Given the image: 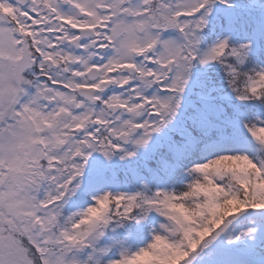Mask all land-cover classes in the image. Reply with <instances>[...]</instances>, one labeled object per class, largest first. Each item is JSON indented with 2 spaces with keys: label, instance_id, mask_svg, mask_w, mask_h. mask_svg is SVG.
I'll return each instance as SVG.
<instances>
[{
  "label": "snow or ice",
  "instance_id": "1",
  "mask_svg": "<svg viewBox=\"0 0 264 264\" xmlns=\"http://www.w3.org/2000/svg\"><path fill=\"white\" fill-rule=\"evenodd\" d=\"M0 264H264V0H0Z\"/></svg>",
  "mask_w": 264,
  "mask_h": 264
}]
</instances>
